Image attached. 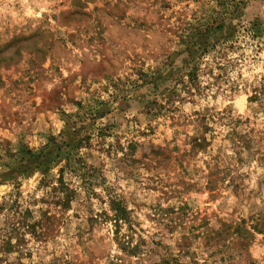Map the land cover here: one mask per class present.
<instances>
[{
	"label": "rangeland",
	"instance_id": "374dc122",
	"mask_svg": "<svg viewBox=\"0 0 264 264\" xmlns=\"http://www.w3.org/2000/svg\"><path fill=\"white\" fill-rule=\"evenodd\" d=\"M0 264H264V0H0Z\"/></svg>",
	"mask_w": 264,
	"mask_h": 264
},
{
	"label": "trees",
	"instance_id": "16d2710c",
	"mask_svg": "<svg viewBox=\"0 0 264 264\" xmlns=\"http://www.w3.org/2000/svg\"><path fill=\"white\" fill-rule=\"evenodd\" d=\"M194 74H190V80L189 82H193L195 79ZM256 96L252 97L251 99H255ZM60 183V191L64 192V204L63 207L67 205L68 202L71 201L72 198V191L67 189V186L62 183L61 178L59 180ZM110 208L113 212V221L115 224V227L118 228L120 224H127L128 226L131 224L129 214L128 212L124 209V207L121 205L120 201L117 200L116 198L110 200Z\"/></svg>",
	"mask_w": 264,
	"mask_h": 264
}]
</instances>
